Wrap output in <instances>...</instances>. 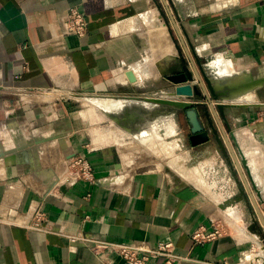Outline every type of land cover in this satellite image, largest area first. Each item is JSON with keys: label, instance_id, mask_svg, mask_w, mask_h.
<instances>
[{"label": "crops", "instance_id": "1", "mask_svg": "<svg viewBox=\"0 0 264 264\" xmlns=\"http://www.w3.org/2000/svg\"><path fill=\"white\" fill-rule=\"evenodd\" d=\"M69 8L84 16V35L63 34ZM197 61L218 96L204 84L201 101L236 105L224 109L225 119L214 113L223 147L185 121L183 139L202 162L196 176L211 193L193 177L126 169L99 135L113 130L141 143L174 131L169 115L141 95L171 90V79L186 77L184 66L194 80L180 85H198ZM74 156L89 161L93 182L64 181ZM36 210L46 229L16 218ZM211 219L222 235L194 244L191 231ZM263 220L264 0H0V264H126L68 240L80 234L149 247L172 242L184 257L173 264H264Z\"/></svg>", "mask_w": 264, "mask_h": 264}, {"label": "built area", "instance_id": "2", "mask_svg": "<svg viewBox=\"0 0 264 264\" xmlns=\"http://www.w3.org/2000/svg\"><path fill=\"white\" fill-rule=\"evenodd\" d=\"M62 32L82 36L85 34L87 22L82 13L76 8H69L61 16ZM68 175L65 178L66 183H73L77 180L93 182L95 179L94 171L89 161L82 156H74L66 160ZM225 199L220 197L217 203H222ZM25 214H17L21 224L30 228L46 229L43 220V213L36 210L32 216L22 218ZM223 230L216 219H211L209 227L198 226L191 231L190 237L194 244L202 245L206 241L220 237ZM70 242L81 241L87 245L98 256L114 254L125 261L126 264H147L150 261L163 259L165 264H173L181 261L184 257L174 252L172 242H158L155 246L149 247L140 242L120 243L109 241L95 235H68ZM226 264V263H223Z\"/></svg>", "mask_w": 264, "mask_h": 264}, {"label": "rangeland", "instance_id": "3", "mask_svg": "<svg viewBox=\"0 0 264 264\" xmlns=\"http://www.w3.org/2000/svg\"><path fill=\"white\" fill-rule=\"evenodd\" d=\"M169 117L171 123L176 124L174 131L171 133L168 131L167 134L160 129L156 135L145 142H125L122 136L113 130L101 131L99 135L115 145L126 169L130 171L150 167L151 170H160L176 178L190 180L192 179L190 177L198 174L199 164L202 162L198 155L193 156L196 151L188 140L183 139L186 138L187 130L185 119L178 113ZM205 190L211 193L209 188Z\"/></svg>", "mask_w": 264, "mask_h": 264}, {"label": "water", "instance_id": "4", "mask_svg": "<svg viewBox=\"0 0 264 264\" xmlns=\"http://www.w3.org/2000/svg\"><path fill=\"white\" fill-rule=\"evenodd\" d=\"M176 48L178 49V46L176 45ZM198 65V72H195V77L197 79L198 85H180V80H183V82L186 81H193L194 75L190 73L188 70L186 71L185 67V73L186 77L183 79H171L174 80L173 82L176 84L174 87L165 92L155 95H141V99L147 102H151L154 104V111L156 114H167L172 115L175 113L181 114L184 116L186 121L188 122L190 126V132L196 133V134H203L204 136H209V133H211L214 138L216 139L217 143L219 145H222L221 138L219 136V132L215 123V115L214 113H218L220 117H224L223 111L225 108L231 109L235 107L236 105H231L226 102H216L214 106L211 108L208 103H205L201 100L207 99L204 90V93L201 90L204 89V84L206 88L208 89L210 93V97L213 100H217L218 96L215 94L214 87L211 84V81L209 78H207L205 72L203 71L199 61H197ZM125 76L127 77L128 81L133 83L136 81V77L134 75V72L131 69H127L125 71ZM180 94L185 95L186 99L177 98L175 96H179ZM131 98V97H130ZM110 117H113V119H116L115 115H112L109 111H106ZM160 114V115H161ZM117 120V119H116ZM229 137L234 141V144L238 148V144L235 140V135L230 130ZM192 144H194L192 142ZM241 156V164L245 168L247 175L250 178V174L246 165V158L244 157L243 153L240 152ZM115 166L118 168L120 167V163H116ZM240 192L243 193L242 188L240 187ZM244 199H247L245 196ZM263 227H264V220H263Z\"/></svg>", "mask_w": 264, "mask_h": 264}, {"label": "bare ground", "instance_id": "5", "mask_svg": "<svg viewBox=\"0 0 264 264\" xmlns=\"http://www.w3.org/2000/svg\"><path fill=\"white\" fill-rule=\"evenodd\" d=\"M117 120H120V119H125L124 115L120 116V117H116ZM131 128V127H130ZM132 130V129H131ZM193 179L197 180L199 182V186L202 187V188H208L206 187V184H204V181L203 179L201 178V176H193ZM207 190V189H206Z\"/></svg>", "mask_w": 264, "mask_h": 264}, {"label": "flooded vegetation", "instance_id": "6", "mask_svg": "<svg viewBox=\"0 0 264 264\" xmlns=\"http://www.w3.org/2000/svg\"><path fill=\"white\" fill-rule=\"evenodd\" d=\"M183 118H184V116H182ZM185 119V118H184ZM185 121H186V119H185ZM187 122V121H186ZM189 133V131L187 132V134ZM187 137L189 138V140H190V142H192L193 141V136L191 135V134H188L187 135Z\"/></svg>", "mask_w": 264, "mask_h": 264}]
</instances>
